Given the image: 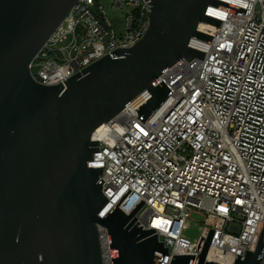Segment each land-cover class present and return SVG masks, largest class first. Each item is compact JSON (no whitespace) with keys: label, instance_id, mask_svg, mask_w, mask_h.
Instances as JSON below:
<instances>
[{"label":"built area","instance_id":"2783aa9c","mask_svg":"<svg viewBox=\"0 0 264 264\" xmlns=\"http://www.w3.org/2000/svg\"><path fill=\"white\" fill-rule=\"evenodd\" d=\"M108 1L125 9L124 34L114 33L102 0H78L30 63L39 83L56 85L142 38L150 4ZM221 1L245 12L207 7L221 25L198 22L212 38H192L189 46L203 58H179L152 82L171 90L159 107L144 122L138 117L136 108L151 97L145 90L91 135L99 144L87 165L102 167L108 199L99 216L129 188L117 206L130 213L144 201L134 224L154 228L168 248L159 264L197 256L209 228L206 260L233 264L237 254L254 252L264 225V0ZM192 213L202 223L195 241L182 234ZM97 231L102 264H112L107 229Z\"/></svg>","mask_w":264,"mask_h":264},{"label":"water","instance_id":"95a60500","mask_svg":"<svg viewBox=\"0 0 264 264\" xmlns=\"http://www.w3.org/2000/svg\"><path fill=\"white\" fill-rule=\"evenodd\" d=\"M78 0H0V264H102L97 225L107 229L112 264H159L168 248L155 229L134 224L130 212L107 204L99 175L87 162L98 151L93 131L148 90L136 110L144 122L170 89L152 82L182 57L204 56L192 38L210 42L198 22L220 27L207 7L236 13L221 0H146L149 26L128 48L117 47L56 85L39 83L30 63ZM214 229L201 251L173 255L169 264L206 260ZM264 225L254 252L233 264H258Z\"/></svg>","mask_w":264,"mask_h":264},{"label":"rangeland","instance_id":"374dc122","mask_svg":"<svg viewBox=\"0 0 264 264\" xmlns=\"http://www.w3.org/2000/svg\"><path fill=\"white\" fill-rule=\"evenodd\" d=\"M104 11L109 18L112 29L114 33L119 36L124 34L125 32V20L124 14L125 9L122 8H113L108 0H102ZM35 73L37 70V66H34L32 69ZM201 218L198 217L195 213H192L190 217L187 219L185 228L183 230V236L190 239L191 241H195L198 239L200 234V229L202 227V223L200 222Z\"/></svg>","mask_w":264,"mask_h":264},{"label":"bare ground","instance_id":"6f19581e","mask_svg":"<svg viewBox=\"0 0 264 264\" xmlns=\"http://www.w3.org/2000/svg\"><path fill=\"white\" fill-rule=\"evenodd\" d=\"M209 14L213 13L212 9H208Z\"/></svg>","mask_w":264,"mask_h":264}]
</instances>
